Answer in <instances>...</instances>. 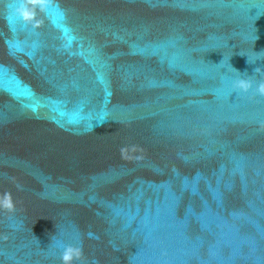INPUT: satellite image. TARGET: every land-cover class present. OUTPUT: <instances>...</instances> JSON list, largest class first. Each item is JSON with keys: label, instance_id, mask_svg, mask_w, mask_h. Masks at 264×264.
Segmentation results:
<instances>
[{"label": "water", "instance_id": "1", "mask_svg": "<svg viewBox=\"0 0 264 264\" xmlns=\"http://www.w3.org/2000/svg\"><path fill=\"white\" fill-rule=\"evenodd\" d=\"M262 83L264 0H0V264H264Z\"/></svg>", "mask_w": 264, "mask_h": 264}, {"label": "clouds", "instance_id": "2", "mask_svg": "<svg viewBox=\"0 0 264 264\" xmlns=\"http://www.w3.org/2000/svg\"><path fill=\"white\" fill-rule=\"evenodd\" d=\"M237 71H239V70H237ZM237 87H239L242 90L247 91L248 89H250L252 87V84H251V82H249L247 80L241 79L238 82ZM258 91L260 94L264 95V83H262L258 86Z\"/></svg>", "mask_w": 264, "mask_h": 264}]
</instances>
